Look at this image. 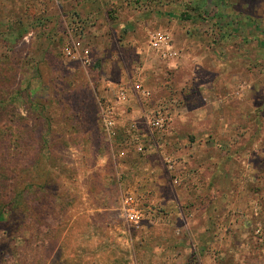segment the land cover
Here are the masks:
<instances>
[{
    "label": "rangeland",
    "instance_id": "1",
    "mask_svg": "<svg viewBox=\"0 0 264 264\" xmlns=\"http://www.w3.org/2000/svg\"><path fill=\"white\" fill-rule=\"evenodd\" d=\"M84 1L29 0L24 5L25 10L17 11L13 17L6 16L5 11L0 14V264H87L94 260L107 264L102 255L88 259L87 253L92 251L93 254L103 243L90 241L98 230L86 223V210L89 216L100 217L101 213L96 210L104 206L102 202H116L133 190L128 183L131 177L127 178L124 173L116 177L119 165L124 163L123 155L118 157V154L131 149V145H124L130 136L121 131V138H115L116 134L113 139L106 137L100 112L106 104L115 106V125L116 122L121 125L141 122L140 127L143 124L146 128L144 115L157 105L174 100L173 106L165 105L169 116L163 132L157 134L146 128L149 140L150 137L156 139V143L152 147L149 141L144 144L145 152L162 151L172 158L178 182L175 191H180L177 193L180 198L185 193L200 197L204 202L219 197L210 192L184 191L191 184V178L183 173L185 166L181 156L185 152L178 147L184 138L186 141L200 138L208 124L209 138L221 134L218 120L221 113L202 107L199 96L200 90L203 94L215 91L214 81L193 79L188 66L175 69L174 76L172 74L167 81V63L152 60L149 66L142 68L139 61L122 65L118 60V64L105 61L104 56L115 55L117 49L119 54L120 42L125 38L118 27L128 19L136 20L150 31L168 34L174 45L172 34L178 29L184 31L185 26L192 25L197 30L205 20H226L232 5H239L240 1L124 0L123 4L90 0L89 5ZM248 3L254 24L252 42L258 45L264 40V0H248ZM74 5L78 6L76 11ZM152 12H155L153 18ZM156 18L164 21L157 24L158 28L150 26ZM132 37H137L135 45L141 46L140 52L146 58L145 35L132 34ZM71 43L88 50L87 66L63 54V48ZM174 49L179 60V51L176 46ZM123 53L127 56L132 52L125 49ZM133 80L150 90L149 100L141 101L131 94L129 86ZM259 83L261 87L256 86L257 90H264V77H260ZM123 85L132 98L118 104L116 92ZM174 90L178 98L172 97ZM182 94L192 95L195 109L185 105L187 99L182 98ZM136 105L144 109L142 114L134 112V115ZM174 105L178 110L172 113ZM199 108L205 111L201 118H206L196 123ZM226 123L232 122L227 120ZM250 131L252 140L258 138L264 142V133L259 127H252ZM237 135L236 144L227 145L225 149L221 146L214 149L210 141L199 144V151L197 145L187 144L193 155L188 168L207 171L194 178L198 185L208 178L209 170L220 164L222 168L240 171L241 176L233 178V185L226 177L221 179L219 194L222 202L243 203L236 214L250 222L254 245L259 244L254 248L259 250L263 248L264 213L256 217L253 214L264 208V145L258 143L251 151L244 143V132ZM161 138H167L168 142L161 145ZM172 142L176 147L173 145L175 148L171 149ZM236 153H243L246 158L248 155L249 159L235 162L226 157ZM136 197L141 205L139 196ZM142 213L144 219L145 213ZM256 226L260 229L259 235L253 233ZM123 228L127 248L124 244L123 247L118 245L124 248L126 258L130 244L136 249L137 242L128 238L137 231L128 230L124 223Z\"/></svg>",
    "mask_w": 264,
    "mask_h": 264
},
{
    "label": "crops",
    "instance_id": "2",
    "mask_svg": "<svg viewBox=\"0 0 264 264\" xmlns=\"http://www.w3.org/2000/svg\"><path fill=\"white\" fill-rule=\"evenodd\" d=\"M28 1L0 0V14L5 11L6 16L13 17L17 11L25 10L24 5ZM89 1L85 0L84 3L89 5L91 4ZM110 1L124 4V0ZM239 1V5H232L233 9L226 16V20L221 21V19L215 18V21H212L214 24L205 20L197 26V30H195L196 26L192 25L185 26L184 31L178 29L176 34H172V40L173 46H176L179 51V60L160 62L167 63L165 68L168 74L167 81L171 79L172 74L174 76L175 69L179 70L183 66L191 68L190 75L193 79L214 81L215 91L209 90L203 94V91L200 90L199 96H201L202 107H211L219 114L221 113L218 119L220 124L218 120L217 123L221 126L220 131L221 134L224 133L223 136L218 133L219 136L213 139L209 138L210 124H208L204 130L206 133L200 135V138L194 140L189 138L187 141L184 138L178 147L186 153L181 156L185 166L183 173L191 178V184L184 191L218 194V200L212 201L211 199L204 202L200 200V197L196 198L186 193L184 197L180 198L177 194L180 191L177 192L175 187L170 186L169 177L158 159L159 153L154 150L152 153L146 151V154L139 155L135 153L132 147L130 150H121L124 163L122 162V166L119 165L120 169L117 171L116 177L119 178L120 173H124L123 175L127 178L131 177L128 181L132 186L130 190L139 196L141 200V205L140 202L139 205L145 213L136 234L128 238L132 242H137L136 249L130 244L131 249L127 250L125 258L124 248L120 247H123L124 244V247L127 248V238L123 228L124 222L121 221L119 212L120 200H116V202L115 200H106L107 202H102L104 206L96 210L101 213L100 217L89 216V210H86V223L89 226L92 225L90 228L99 231H94L96 234L90 241L103 243L101 247L96 248V252L93 251V254H91L92 251L87 253L88 259L91 257L98 259L99 255H102L107 259V264H125V262L127 264L129 262L131 264H149V261L150 264H264V237L262 240L263 248L259 250L254 248L259 244L254 245L255 240H253L249 228L251 226L246 223L247 218L243 219V216L236 214V212L239 213L238 209L244 206L243 203L222 202L223 200H221V179L226 177L233 185V178L241 176L240 171L222 168L220 164L219 167L216 166L209 170L208 178H205L203 183L198 185L194 178L202 176L207 171L188 168L193 155L191 156L187 144L197 145L199 151V147L201 149L199 144L210 141L209 143H212L214 149H221V147L225 149L227 145L234 144L238 139L237 132L239 134L244 132V143L251 147L249 148L251 151L252 146H256L258 143L264 145L261 139L252 140L253 136L250 131L252 127L255 128L256 126L264 133V90H257L258 85L261 87L260 77H264V40L258 45L255 44L257 45L255 47L252 42L254 24L249 13L248 0ZM75 5L76 11L78 6ZM205 5L206 2L203 6ZM237 6L239 8L235 9ZM154 13L150 14L152 18ZM215 16H218V13ZM131 19L126 20L124 24H120L118 27V31H121L125 38L124 42H120L123 49L119 50V54H117V49L116 54L113 51L115 55L104 56V60L114 61L117 64L120 62L122 65L130 62L137 64L139 61L143 65L142 68H146L152 63V60L157 59L147 44L145 48L148 55L146 58L143 57L140 52L141 46L135 45V38L137 37H132V34L139 36L140 33H143L147 39V33L151 29L143 27L140 23L135 22L136 20L132 21ZM189 20L191 21L192 18ZM128 21L129 23H126ZM163 22L156 18L150 26L158 28L159 25L157 24ZM110 31H112L111 28ZM125 49L132 52L127 55L128 57L123 53ZM135 70L139 71L137 68ZM123 87L125 86L123 85ZM176 91L174 90L171 94L174 98H178ZM128 96V101H130L132 97L129 94ZM187 96L182 94V98L186 97L187 99L185 105L195 109L194 103L191 102L192 95L187 94ZM194 97L195 95H193ZM166 104L169 107L171 104L173 106L174 100ZM135 108L133 113L142 114L144 110L142 107L136 105ZM176 110H178V106L174 105L171 112L175 113ZM199 110L201 111L198 113L196 123H200L206 118L205 116L201 118L204 110L202 111L200 108ZM167 111H169L168 108ZM135 113L134 115H136ZM224 117H226V122L231 120L232 123H226ZM139 123L121 125L116 122L115 138H121L120 134L123 131L126 134L137 135L135 138H138L142 144L147 143L149 138L146 131L148 130L143 124L140 127ZM131 126H134V131H132ZM130 139L124 145L126 143L131 145ZM165 142H168L167 138L160 139L161 145ZM173 145V142L169 145L171 149L176 147ZM222 154L224 153L222 152ZM246 156L247 158L243 156V153H236L226 157L236 162L243 161L244 158L249 159V156ZM59 251L62 252V250ZM94 261L87 264H98L97 260Z\"/></svg>",
    "mask_w": 264,
    "mask_h": 264
},
{
    "label": "built area",
    "instance_id": "3",
    "mask_svg": "<svg viewBox=\"0 0 264 264\" xmlns=\"http://www.w3.org/2000/svg\"><path fill=\"white\" fill-rule=\"evenodd\" d=\"M147 47L156 57L159 62L175 61L177 59L178 53L174 49L171 39L168 34L161 31H150L147 33ZM63 54L70 60L77 61L82 65L89 64L88 50L83 47H79L76 43H71L69 47L63 48ZM129 91L131 94L135 95L138 100L146 101L151 98V92L147 88L143 87L138 81L133 80L131 82ZM129 91L124 87L117 89L115 100L118 104H124L128 101ZM101 112V124L104 129L105 135L108 139H113L115 136V122H114V112L115 106L106 104L100 109ZM167 107L165 105H157L153 109L149 110L145 117V126L148 129H152L157 134L162 133L164 127L168 121ZM132 131H134V126H131ZM131 147L137 154L145 153V146L142 144L137 137V135L129 134ZM150 145L156 143L153 138L150 137ZM154 141V142H153ZM152 143V144H151ZM147 145V143H145ZM123 153H119L118 157H122ZM159 158L165 172L167 173L172 187L177 186V175L174 166V161L171 157L159 151ZM120 216L125 223L128 230L136 231L142 220L143 213L139 207V202L136 195L133 192L125 193L121 196L119 205ZM254 235L260 234V229L258 226L253 229Z\"/></svg>",
    "mask_w": 264,
    "mask_h": 264
},
{
    "label": "trees",
    "instance_id": "4",
    "mask_svg": "<svg viewBox=\"0 0 264 264\" xmlns=\"http://www.w3.org/2000/svg\"><path fill=\"white\" fill-rule=\"evenodd\" d=\"M260 213H264V208H263V207H262V209L259 210L257 213L253 214V216L256 217V216H258V214H260ZM262 215H263V214H262ZM262 222L264 223V219L262 220ZM246 223H247V225H248V224L250 225V222H249V221H247Z\"/></svg>",
    "mask_w": 264,
    "mask_h": 264
}]
</instances>
